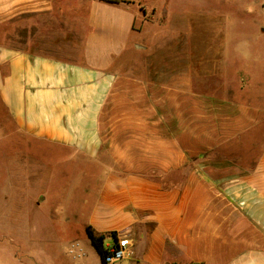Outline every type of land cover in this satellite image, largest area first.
I'll return each instance as SVG.
<instances>
[{"label": "crops", "instance_id": "1", "mask_svg": "<svg viewBox=\"0 0 264 264\" xmlns=\"http://www.w3.org/2000/svg\"><path fill=\"white\" fill-rule=\"evenodd\" d=\"M171 4L0 0V104L20 135L84 165L83 226L129 235L124 261L264 264V67L225 50L217 13L157 49ZM11 250L0 264H53Z\"/></svg>", "mask_w": 264, "mask_h": 264}, {"label": "rangeland", "instance_id": "2", "mask_svg": "<svg viewBox=\"0 0 264 264\" xmlns=\"http://www.w3.org/2000/svg\"><path fill=\"white\" fill-rule=\"evenodd\" d=\"M171 1L175 9L172 19L169 15L170 42L157 49H177L180 34L183 28H189L192 15L217 13L225 20V50L241 55L244 65L247 62L249 66L253 63L264 67V0ZM143 13L146 15L147 11ZM174 62L181 65L180 58ZM256 87L264 91L263 77H258ZM67 156L20 135L0 104V260L10 248L14 260L19 261L28 259L24 255L30 253L53 264H102L83 226L85 219L80 208L84 206L80 207L79 201L92 192L96 182L91 175L86 176L83 164L72 162ZM76 243L86 253L79 262L68 254Z\"/></svg>", "mask_w": 264, "mask_h": 264}, {"label": "built area", "instance_id": "3", "mask_svg": "<svg viewBox=\"0 0 264 264\" xmlns=\"http://www.w3.org/2000/svg\"><path fill=\"white\" fill-rule=\"evenodd\" d=\"M104 242V264H117L128 258L132 247V238L126 234L109 235Z\"/></svg>", "mask_w": 264, "mask_h": 264}, {"label": "trees", "instance_id": "4", "mask_svg": "<svg viewBox=\"0 0 264 264\" xmlns=\"http://www.w3.org/2000/svg\"><path fill=\"white\" fill-rule=\"evenodd\" d=\"M87 234L92 242V244L96 247L97 251L99 252L101 259H102V263L103 262V258H104V242L106 240V236L103 235H96L95 232L88 227L86 229ZM111 236H115V233L110 234Z\"/></svg>", "mask_w": 264, "mask_h": 264}]
</instances>
